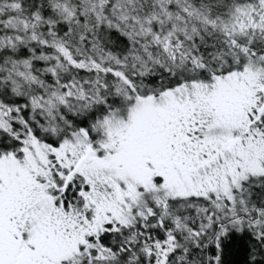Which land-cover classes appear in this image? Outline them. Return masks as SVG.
<instances>
[{"label":"snow or ice","instance_id":"6c2138e0","mask_svg":"<svg viewBox=\"0 0 264 264\" xmlns=\"http://www.w3.org/2000/svg\"><path fill=\"white\" fill-rule=\"evenodd\" d=\"M0 264H264V0H0Z\"/></svg>","mask_w":264,"mask_h":264}]
</instances>
